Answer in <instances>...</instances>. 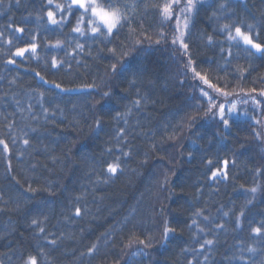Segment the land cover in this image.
<instances>
[{
	"label": "trees",
	"instance_id": "1",
	"mask_svg": "<svg viewBox=\"0 0 264 264\" xmlns=\"http://www.w3.org/2000/svg\"><path fill=\"white\" fill-rule=\"evenodd\" d=\"M193 2L0 0V264H264V0Z\"/></svg>",
	"mask_w": 264,
	"mask_h": 264
},
{
	"label": "snow or ice",
	"instance_id": "2",
	"mask_svg": "<svg viewBox=\"0 0 264 264\" xmlns=\"http://www.w3.org/2000/svg\"><path fill=\"white\" fill-rule=\"evenodd\" d=\"M48 2L51 4L52 0H48ZM174 3H179V0H173ZM57 8H61L60 5H56ZM195 7V4L193 2V0H187V8L186 11L188 13H191L193 8ZM221 7H223V5H221ZM170 5H166L163 9V11L165 13H170ZM73 9H75V11H80L83 10L81 13V16L79 17V19L83 22L85 17L90 14L91 18L90 20H88V25L90 27V30L92 33H97L100 29L98 27V25H103L106 29H107V33L109 35L114 34L113 33V29H116L117 26L119 25L120 28L125 27L124 24L121 23L122 20H126L127 17L123 16L120 12V9L117 7H114L112 5V0H71V5L69 6V11H72ZM185 9H182V11H184ZM47 17L48 20L51 24L56 25L57 24V20L54 18V12L53 11H48L47 12ZM9 28L12 27L11 24L8 25ZM229 25H225L224 29H229ZM252 26L249 25V28H251ZM15 32L18 33H24L25 29L23 27H15ZM74 32H80L81 29L79 27L73 28ZM178 31V29H177ZM235 33L236 36L238 37H242L244 43L246 45H250L251 48L255 49L256 52L258 53H264V45L260 44V43H256L254 42L251 37L245 33H243L241 31L240 27H235ZM177 39L180 40V47L188 50V44L186 42H184L183 40V36H178ZM229 39H232L231 34L229 32ZM209 40L211 41V37H209ZM176 41H173V44H175ZM57 44H59V41L57 42ZM31 51L33 54L36 53L37 51V45L35 43L31 44L29 47H19L16 49V51L13 53L14 56H18V57H23L25 55V53L27 51ZM7 63L9 64H13L15 63V61L13 59H8ZM189 63L191 64L192 61L189 60ZM58 64V61L56 60L55 57H53L52 62H51V67L52 68H56ZM113 70H115V66H113ZM37 76H39V73H36ZM198 75V74H197ZM43 80V77H40ZM201 79H204V77H200ZM47 81H45L46 83ZM205 83H207V81L205 80ZM57 88H60V85L57 84L56 85ZM217 91H219V89H217ZM109 93L105 92L104 96H108ZM260 95L264 96V92H261ZM139 103V101H138ZM253 103H256L255 100H253ZM264 103V102H262ZM220 113H221V122L223 123V125L225 127L229 126V120L227 118H225L224 116V109L221 106L220 108ZM97 127H99V121L97 122ZM23 143L25 145L29 144V140L28 139H24ZM0 145L4 146V151L7 152L8 151V145L3 141L0 140ZM224 164L227 165V161H224ZM107 171L109 173L115 174L117 172V168L112 165L109 164L107 167ZM219 169L212 171L211 176L212 177H216L218 175ZM167 182V180H165V183ZM250 191L252 193H255L257 191L256 188H252L250 189ZM75 214L76 216H80L81 215V209L79 207L76 208L75 210ZM238 219V223H239V218ZM33 223H37V221H33ZM41 231H43V229H41ZM173 231L172 229L165 227L164 229V236L166 237L167 234ZM253 232L256 234H260L261 233V228L260 227H256L253 229ZM49 243L54 244L55 241L51 240L49 241ZM141 244H144L145 242L143 240L140 241ZM206 244L211 245L212 241L211 240H206L205 241ZM91 251V250H90ZM249 251H252V249H249ZM25 264H37V260L35 257L29 256V258L25 261Z\"/></svg>",
	"mask_w": 264,
	"mask_h": 264
},
{
	"label": "rangeland",
	"instance_id": "3",
	"mask_svg": "<svg viewBox=\"0 0 264 264\" xmlns=\"http://www.w3.org/2000/svg\"><path fill=\"white\" fill-rule=\"evenodd\" d=\"M70 1H71V0H70ZM98 27H99V29H104L105 31H107V29H106L102 24H101V25H98ZM114 30H115V29H113V31H114ZM235 37H236L238 40H240L245 46L251 48L250 45H246V44L244 43L242 37H238V36H236V33H235ZM251 49H253V48H251ZM253 50L256 52L255 49H253Z\"/></svg>",
	"mask_w": 264,
	"mask_h": 264
}]
</instances>
